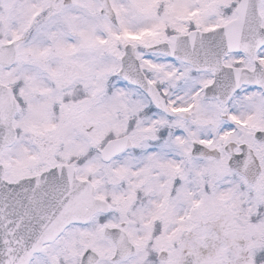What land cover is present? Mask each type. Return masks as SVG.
Here are the masks:
<instances>
[{
    "label": "snow or ice",
    "instance_id": "snow-or-ice-1",
    "mask_svg": "<svg viewBox=\"0 0 264 264\" xmlns=\"http://www.w3.org/2000/svg\"><path fill=\"white\" fill-rule=\"evenodd\" d=\"M0 264H264V0H0Z\"/></svg>",
    "mask_w": 264,
    "mask_h": 264
}]
</instances>
